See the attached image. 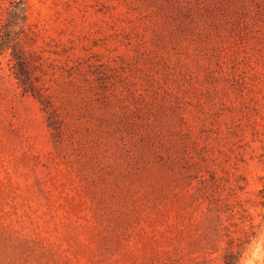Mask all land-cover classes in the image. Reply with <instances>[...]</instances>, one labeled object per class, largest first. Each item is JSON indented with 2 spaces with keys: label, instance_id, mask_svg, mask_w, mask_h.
<instances>
[{
  "label": "rangeland",
  "instance_id": "rangeland-1",
  "mask_svg": "<svg viewBox=\"0 0 264 264\" xmlns=\"http://www.w3.org/2000/svg\"><path fill=\"white\" fill-rule=\"evenodd\" d=\"M262 240L264 11L0 0V264H264Z\"/></svg>",
  "mask_w": 264,
  "mask_h": 264
},
{
  "label": "trees",
  "instance_id": "trees-1",
  "mask_svg": "<svg viewBox=\"0 0 264 264\" xmlns=\"http://www.w3.org/2000/svg\"><path fill=\"white\" fill-rule=\"evenodd\" d=\"M251 1L255 5L257 9V13L259 15H262L264 11V0H251ZM15 9L18 10V8H15ZM13 58H15V61H16L15 65L18 71L16 72V77L19 83L23 85L25 91L27 92V87L30 88L32 86V83H31V77L26 71V62L24 61L25 58L20 53L18 54L14 53ZM237 256L240 258V255H237ZM234 258H236V255L232 251L229 253H226L223 256V264H237V261H234Z\"/></svg>",
  "mask_w": 264,
  "mask_h": 264
},
{
  "label": "clouds",
  "instance_id": "clouds-1",
  "mask_svg": "<svg viewBox=\"0 0 264 264\" xmlns=\"http://www.w3.org/2000/svg\"><path fill=\"white\" fill-rule=\"evenodd\" d=\"M259 243H261L262 245H264V240L259 241ZM247 264H257L256 257L253 256L252 258H250V259L248 260Z\"/></svg>",
  "mask_w": 264,
  "mask_h": 264
}]
</instances>
